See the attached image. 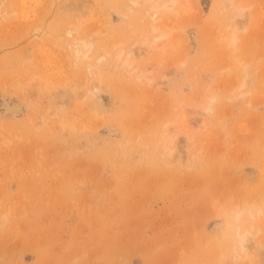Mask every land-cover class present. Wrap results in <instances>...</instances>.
I'll return each mask as SVG.
<instances>
[{
    "label": "rangeland",
    "instance_id": "rangeland-1",
    "mask_svg": "<svg viewBox=\"0 0 264 264\" xmlns=\"http://www.w3.org/2000/svg\"><path fill=\"white\" fill-rule=\"evenodd\" d=\"M151 1L0 0V264H264V0Z\"/></svg>",
    "mask_w": 264,
    "mask_h": 264
},
{
    "label": "bare ground",
    "instance_id": "bare-ground-1",
    "mask_svg": "<svg viewBox=\"0 0 264 264\" xmlns=\"http://www.w3.org/2000/svg\"><path fill=\"white\" fill-rule=\"evenodd\" d=\"M145 1H150V0H145ZM143 2V1H142ZM152 2V4H150L151 5V7H154V3H155V0H152L151 1ZM164 4V6H167L168 4L166 3V1L163 3ZM243 14V12H242V10L241 9H238V8H235V15H238V16H241ZM60 21V20H59ZM74 30H72L70 27H67L66 28V32H67V35H68V37H70V35L72 34V32H73ZM72 37V36H71ZM74 37V36H73ZM74 41H78V40H80V39H75V38H72ZM87 42H89V41H87ZM87 42H83L82 44H83V46H86L88 43ZM78 43V42H77ZM233 43V39H232V42L230 43V44H232ZM71 45V44H70ZM78 45V44H77ZM81 45V44H80ZM72 46V45H71ZM75 47V46H74ZM73 48V47H72ZM78 49V47H76V50ZM78 51V50H77ZM1 100H2V98H1ZM6 101H4V103H5ZM3 103V101H2V103H1V105L2 104H4ZM8 103V102H7ZM6 103V104H7ZM11 105H13L12 103H10ZM5 105V104H4ZM8 105V104H7ZM7 105H6V107H7ZM8 106H10V105H8ZM2 107H4V106H2ZM14 108H16V105L14 104V106H13ZM12 107V108H13ZM5 109V108H4ZM6 110H8L9 111V109H6ZM17 110V109H16ZM19 110V109H18ZM12 113V112H11ZM239 237L240 238H242L243 237V235L242 234H239Z\"/></svg>",
    "mask_w": 264,
    "mask_h": 264
}]
</instances>
